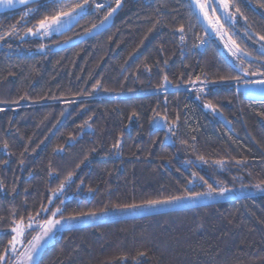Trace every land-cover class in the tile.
Instances as JSON below:
<instances>
[{
  "label": "trees",
  "instance_id": "obj_1",
  "mask_svg": "<svg viewBox=\"0 0 264 264\" xmlns=\"http://www.w3.org/2000/svg\"><path fill=\"white\" fill-rule=\"evenodd\" d=\"M45 2L27 6L39 13L0 40V101H5L0 103V161H6L0 163V231L9 232L13 211L27 224L42 205L60 207L67 217L189 190L205 192L199 176L217 189L264 181V100L244 99L234 81L210 83L237 73L226 66L218 40L190 16L188 0H123L108 29L58 52L51 50L92 29L114 7L93 11L90 2L71 27L49 37L28 35L26 27L57 7ZM234 2L247 23L239 15L234 28L220 22L252 53L243 58L245 66H255L262 63L264 41L258 37L264 35V0ZM24 10L0 14V34L17 24ZM199 37L210 42L196 47ZM165 75L171 83H164ZM197 76L208 85L191 83ZM97 81L100 87L94 89ZM201 87L205 91L197 99ZM209 100L217 111L204 108ZM158 120L176 122L175 135L168 126L154 127ZM118 139L116 150L112 145ZM69 172L73 176L63 193L53 195ZM49 216L51 211L41 212L36 221ZM10 238L0 239V252ZM39 260L264 264V193L66 228Z\"/></svg>",
  "mask_w": 264,
  "mask_h": 264
},
{
  "label": "snow or ice",
  "instance_id": "obj_2",
  "mask_svg": "<svg viewBox=\"0 0 264 264\" xmlns=\"http://www.w3.org/2000/svg\"><path fill=\"white\" fill-rule=\"evenodd\" d=\"M31 2H33V0H0V7L12 8L16 5L26 6V10L23 12L20 21H18L17 24L11 25L9 30L5 31L3 34H0V40H4L6 36L16 34L19 24H24L26 26L28 23H30L31 18L39 13V8L27 7V5ZM52 2L56 4L57 7H55L51 12L44 14L39 20H37L33 27H26V33L28 35L48 36L53 32H60V30L68 26L70 22H78L77 17H80L85 13L86 8L89 6L90 0H83V2H74L71 4L64 3L63 0H52ZM103 7L104 5L96 4V9H101ZM119 7H121V0H116V8L111 9L107 15L104 16L103 20L100 21L99 25L93 24L92 28H102L105 22L109 20V18ZM188 7L190 9V16L194 18L197 23H200L201 20L207 23L208 27H205L204 31L208 32L210 28L212 33H214L215 36L219 38L220 42L224 44V48L227 50L228 56L231 57V61L225 62L226 66L230 67L237 73L236 75L229 73L227 75L220 76L218 81L213 80L210 83H230L234 81L237 84V91H239L240 85H243L246 95H255L257 93L264 95V43L260 45L259 49L262 63L255 66L251 64L245 66V61L243 58L252 57V53L246 48H242L240 44L232 38V34H230L224 28V24H229L234 28L235 24L238 22V15L245 21V23L248 21V17L245 16L241 9L236 6L234 0H188ZM261 7H264V5H261ZM233 8L235 11H232ZM210 12L211 16L209 14ZM217 12L221 13V15L216 16ZM221 20L224 21V24H221ZM149 31H151V29H149ZM178 31L181 33L180 41L183 42L185 40L184 26L182 25ZM90 32L91 29L86 30V33ZM245 34L247 35V32ZM226 36L228 37L227 41L224 39ZM198 39L200 40V44L196 45V47L207 45L210 42L204 37H199ZM258 39L260 41H264V35H259ZM9 47H11V45H9ZM44 47V44L39 45L40 50H44ZM239 73H243L244 77L252 76L259 77V79H243ZM163 81L164 83H171L168 80L167 75L163 77ZM197 81L205 86H207L209 83L206 79L201 80L200 76H197L196 80L191 81V83L195 84ZM99 87L100 81H97L96 84L93 85V88L97 89ZM160 87H164V84H161ZM204 91L205 87L197 89V99L201 98L200 93ZM0 103H5V101H0ZM12 103H18V101H12ZM204 108L211 109L213 112L218 110L216 104H214L211 100L204 104ZM0 111H4V109L0 108ZM133 115H135V113ZM165 126H168V131L175 135L174 129L176 127V122H168ZM89 127H91V125H89ZM4 147L5 149L8 147L7 142H5ZM120 147L121 141L118 139L112 145V148L119 150ZM25 151H27V149H25ZM93 151H95V149H93ZM197 159L206 162L203 156H198ZM0 163H6V161H0ZM20 163L22 164L23 160H21ZM216 163L222 164L223 162L217 161ZM237 163H240V161H237ZM79 166V164L76 165L77 168H79ZM49 175L51 176V173H49ZM72 176L73 173L69 172L65 179L61 181L59 188L54 190L53 195H57V193H63L65 184L71 181ZM193 176H196V173H193ZM198 179L203 183L204 186H206V192L189 190L186 195L168 196L159 199H146L141 203L113 204L112 207L113 209L124 212L139 209H156L165 205L179 204L182 201L191 204V202L197 201L201 197H211L213 195L223 197L226 193L231 191V189L226 187L219 189L213 187V185L210 184L204 176H199ZM188 183L192 184L193 181L189 180ZM255 187L260 191H264V181H261V184L255 185ZM3 188V182H0V190ZM89 190L91 191V189ZM48 200L49 203H51L52 197L49 196ZM61 204H63V201H61ZM48 211H51V216L42 222L34 223L36 221V216H39L41 212ZM105 211L106 209L100 210L101 213ZM58 213L60 214V218L54 219ZM15 216L16 212L13 211V219L11 221L9 232L5 233L0 231V239H3V237L6 235H10L11 237L8 239L4 250L0 252V264H9V262H11V264H40V251L43 248L46 239L50 238L57 226H60L61 228L65 227V224H63L62 221L71 222L84 217H91L95 219L97 217V212H79L75 215H69L65 217L63 216V212L60 207H57L55 210H51L42 205L37 211L36 216H32L30 214L27 217V225L24 223L25 218L23 216H21L19 220L15 219ZM72 227H74V225L69 224L68 230H71ZM144 254V252L139 253L140 256H143Z\"/></svg>",
  "mask_w": 264,
  "mask_h": 264
},
{
  "label": "rangeland",
  "instance_id": "obj_3",
  "mask_svg": "<svg viewBox=\"0 0 264 264\" xmlns=\"http://www.w3.org/2000/svg\"><path fill=\"white\" fill-rule=\"evenodd\" d=\"M78 18L79 17H77V19ZM74 23L75 22H70L69 25L66 26L65 28H62L60 30V32L71 27ZM57 33H59V32H53L48 36H39V37H49V36L55 35ZM213 37H215L218 40V42L220 43L221 48L224 51L225 55L228 56L227 50L224 48V44L220 42L219 38L216 37L214 33H213ZM224 39H225V41H227L228 40L227 36L224 37ZM260 45H259V48H260ZM228 57L231 58L230 56H228ZM158 124H159V126H158ZM154 127H156V128L165 127L164 121L163 120L155 121ZM229 189H231V191L226 193L223 197H220L217 195H213L211 197H201L197 201L191 202V204H189L188 202L182 201L179 204L165 205V206L158 207L156 209H139V210H129L126 212L118 211L116 209L111 208V209L106 210L103 213L98 212L97 217L95 219H93L91 217H84V218H81L79 220H75V221H71V222L62 221V223L65 224V227L61 228L60 226H57L56 230H54V232L51 234L50 238L46 239V242L44 243V246L41 249L40 254L47 246H49L54 241L55 236L59 232H61L63 229L68 228L69 224L74 225V227H79V226H84V225H91V224H96V223H100V222H105V221H109V220H116V219H120V218L134 217V216H139V215H144V214L157 213V212H161V211H167V210L180 209V208H184V207L196 206V205L206 204V203H211V202L224 201V200L233 199V198L239 197V196L257 195V194L264 193V191L258 190L255 187V185H251V186H247V187L229 188ZM59 218L60 217H54V219H59ZM34 223H39V222L35 221ZM25 225H27V224H25Z\"/></svg>",
  "mask_w": 264,
  "mask_h": 264
},
{
  "label": "water",
  "instance_id": "obj_4",
  "mask_svg": "<svg viewBox=\"0 0 264 264\" xmlns=\"http://www.w3.org/2000/svg\"><path fill=\"white\" fill-rule=\"evenodd\" d=\"M42 0H33V2L29 3L27 6L29 5H32V4H35V3H38ZM121 6H122V3H121ZM26 7L25 5H16L15 7H12V8H5V7H0V14H3V13H6V12H12V11H16V10H19L21 8H24ZM116 8V6L114 7ZM121 7H119L114 13L113 15L109 18L108 21L105 22L104 26L102 28H99V29H91V32L90 33H84L72 40H69V41H66V42H63V43H60L58 45H56L54 48H52V52H58L60 50H63V49H66V48H69L71 46H74V45H77L85 40H87L88 38L90 37H93V36H96V35H99L100 33H102L104 30L108 29L112 22H113V19L115 17V15L117 14L118 10L120 9ZM202 25H203V28L205 27H208L207 23L204 22L203 20H201L200 22ZM100 24V23H99ZM97 24V25H99ZM208 35H211L212 34V31L211 29L209 28L208 32H206ZM221 54L223 55V58L226 60V61H231L226 55H224L221 51ZM255 87V85H254ZM235 91L236 93H241L243 98L244 99H251V100H257V101H261V100H264V95H261L259 93L255 94V95H246L245 94V88L243 85H240L239 87V91H237V84L235 85Z\"/></svg>",
  "mask_w": 264,
  "mask_h": 264
},
{
  "label": "built area",
  "instance_id": "obj_5",
  "mask_svg": "<svg viewBox=\"0 0 264 264\" xmlns=\"http://www.w3.org/2000/svg\"><path fill=\"white\" fill-rule=\"evenodd\" d=\"M123 0H121V2H122ZM94 2V4H93V11H102V10H105V9H109L110 8V6L111 7H114V6H116V0H94L93 1ZM96 4H101V5H104V7L103 8H101V9H96ZM25 11V10H24ZM207 40V39H206ZM206 45H203V46H199V48H203V47H205Z\"/></svg>",
  "mask_w": 264,
  "mask_h": 264
},
{
  "label": "bare ground",
  "instance_id": "obj_6",
  "mask_svg": "<svg viewBox=\"0 0 264 264\" xmlns=\"http://www.w3.org/2000/svg\"><path fill=\"white\" fill-rule=\"evenodd\" d=\"M42 1H44V0H42ZM94 0H90V2H91V9L93 10V4H94V2H93ZM208 35V34H207ZM211 35H213V33L211 34ZM206 39V38H205Z\"/></svg>",
  "mask_w": 264,
  "mask_h": 264
},
{
  "label": "flooded vegetation",
  "instance_id": "obj_7",
  "mask_svg": "<svg viewBox=\"0 0 264 264\" xmlns=\"http://www.w3.org/2000/svg\"><path fill=\"white\" fill-rule=\"evenodd\" d=\"M49 0H46V2L45 3H47ZM245 1H247V0H245ZM24 12V11H23ZM259 13V12H258ZM23 14V13H22ZM210 14V16H211V12L209 13ZM216 15H221V13H219V12H217L216 13ZM252 80H254V79H252Z\"/></svg>",
  "mask_w": 264,
  "mask_h": 264
}]
</instances>
